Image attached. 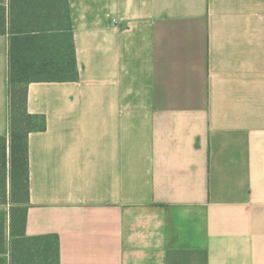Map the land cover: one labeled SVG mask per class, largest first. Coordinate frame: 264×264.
Returning a JSON list of instances; mask_svg holds the SVG:
<instances>
[{"label":"crops","instance_id":"crops-1","mask_svg":"<svg viewBox=\"0 0 264 264\" xmlns=\"http://www.w3.org/2000/svg\"><path fill=\"white\" fill-rule=\"evenodd\" d=\"M68 1L79 79L28 86L27 235L60 264H264V0Z\"/></svg>","mask_w":264,"mask_h":264},{"label":"trees","instance_id":"trees-1","mask_svg":"<svg viewBox=\"0 0 264 264\" xmlns=\"http://www.w3.org/2000/svg\"><path fill=\"white\" fill-rule=\"evenodd\" d=\"M11 37L9 136H0V264H60L57 235H27L29 135L47 128L28 111L31 82L79 79L68 0H10L0 5V35Z\"/></svg>","mask_w":264,"mask_h":264}]
</instances>
